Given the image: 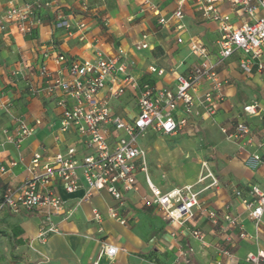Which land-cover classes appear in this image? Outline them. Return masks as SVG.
Returning <instances> with one entry per match:
<instances>
[{
  "label": "crops",
  "instance_id": "0c3cea01",
  "mask_svg": "<svg viewBox=\"0 0 264 264\" xmlns=\"http://www.w3.org/2000/svg\"><path fill=\"white\" fill-rule=\"evenodd\" d=\"M35 1L48 3L49 7L37 13L39 24L31 33L20 34L13 27L0 31V99L9 103L7 110L0 108V168H6V173L0 172V201L7 188H16L29 177L26 168L35 152L52 156L63 152L67 146L79 144L73 131L61 133L57 129L61 110L56 107V97L60 92L56 91L51 97L34 94L44 86L40 69L46 67L55 77L58 68L51 57H44L45 52L59 51L72 61L90 57L96 47L105 56L121 50L132 63L129 71L139 83L147 82L157 89L169 90L174 89L178 76L187 75L200 63L190 54L191 41L206 46L211 61L217 52V24L204 20L195 2H188L183 7L185 30L181 33L171 25H159L149 12H141L142 0H0V10L10 3L23 6ZM149 1L156 5L162 16H169L176 8L175 0ZM220 11L229 15L234 25L242 22L228 4L223 3ZM59 17L84 22V40H79V31L68 35L64 30L55 29ZM143 34L147 35L148 48L138 50L136 47ZM179 37L181 43L177 42ZM158 53L160 55L156 56ZM166 54L169 56L165 57ZM237 59L234 55L217 68L226 85L225 99L215 116L205 115L199 104L198 99L207 90V84H201L186 127L166 137L148 133L140 144L145 150L148 176L154 185L162 191L194 185L196 191H201L199 202L203 207L218 215L228 212L248 235L256 234V240L239 239L238 227L225 231L213 227L200 212L186 223L185 229L169 224L162 219L158 207L149 204L150 192L146 183H141L143 174L137 173L138 191L126 194L123 206H118L104 191L86 200L83 181L81 188L71 194L56 185L55 192L63 201V213L51 217L59 233L49 235L45 241L38 239L46 218L44 209L13 214L4 208L0 211V264H94L102 244L116 247L117 253L113 258H101L98 264H215L216 261H227V257L219 253L222 249L231 254V264H249L245 262L247 253L264 250V226L260 225L256 231L233 192L239 189L245 193L254 184L262 185L264 165L255 167L248 156L253 152L260 153L261 145H264V72L254 68L250 74H244L238 68ZM151 66L162 69L164 74L160 77L150 74L148 68ZM144 78L147 81H143ZM253 101L259 104L262 113L248 118L242 107ZM135 104L134 95L128 92L116 104L115 112L130 120L136 113ZM15 118L24 119L28 125L37 119L41 121L32 136L23 139L19 145L7 140V137L15 136ZM239 122L251 129V145L233 142L222 134V128L231 132ZM211 129L224 138L214 146L205 131ZM179 135L189 139L200 137L202 145L212 152L214 176L219 183L217 188L203 189L209 180L197 184L199 173L188 179L186 167L184 173L166 174L164 180L152 177L147 139L169 140ZM11 162L16 165L11 167ZM169 175H172L171 180ZM162 182L164 185L161 186ZM109 207L117 209L126 225L108 217ZM93 210L101 215L100 223L92 219ZM189 229H200L205 234V243L202 245L194 240ZM180 251L189 255V263L178 258Z\"/></svg>",
  "mask_w": 264,
  "mask_h": 264
},
{
  "label": "built area",
  "instance_id": "2783aa9c",
  "mask_svg": "<svg viewBox=\"0 0 264 264\" xmlns=\"http://www.w3.org/2000/svg\"><path fill=\"white\" fill-rule=\"evenodd\" d=\"M188 2L198 5L204 20L217 24V52L211 61L207 47L199 41H191L190 54L198 58L200 63L187 75L178 76L173 90L157 89L147 82L139 83L129 71L132 63L127 61L121 50L105 56L96 47L90 57L72 61L59 51L44 53V57H51L58 68L55 77L46 67L40 69L39 75L44 80V86L34 91V94L51 97L56 91L60 92L56 97V107L61 110L57 129L61 133L73 131L79 144L67 146L63 152L52 156L35 152L26 168L29 177L20 186L9 187L2 193L0 211L5 208L18 214L23 210L44 209L46 218L39 230L38 239L45 241L49 235L59 233L51 217L63 213V201L55 192L56 185L71 194L81 188L83 181L86 200L104 191L118 206H123L125 195L138 191L137 173H142L151 195L149 204L157 206L162 219L169 224L185 229L186 223L194 218L196 212H200L213 227L224 231L238 227L239 239H257L256 234L248 235L228 212L218 215L203 207L199 202L201 191H196L194 185L162 191L148 176L146 153L140 140L148 133L165 137L175 135L186 127L187 118L194 108L197 88L201 84H207V90L197 98L199 104L205 115L215 116L225 99L226 85V81L217 73L218 67L237 55L238 68L242 73L248 75L254 68L264 72V0H175L176 8L167 17L160 14L154 3L142 0L140 11L149 12L159 25H171L181 33L185 30L183 7ZM223 3L228 4L231 11L242 20L239 25H234L231 17L220 11ZM47 7L48 3L37 1L23 6L10 3L0 10V31L5 32L13 27L20 34L31 33L39 24L37 13ZM85 28L84 22H73L65 17H59L55 24V29L64 30L68 35L74 31L81 32L80 41L84 40L85 34L82 31ZM177 42L181 43L182 39L179 37ZM136 48H148L147 35H142ZM148 72L159 77L164 74L162 69L154 66L149 67ZM128 92L134 95L136 113L132 119L125 120L115 112V106ZM8 106V102L0 99L1 109L7 110ZM242 112L251 118L260 116L262 110L253 101L243 105ZM13 120L16 133L13 137H7V140L16 145L32 136L35 128L41 124L39 119L32 125H28L22 118ZM221 132L233 142L252 144L251 129L244 122L237 123L231 132L223 128ZM244 139L245 142H242ZM248 158L255 167L264 165V145H261L260 153L253 152ZM9 165L12 167L16 163L11 162ZM202 170L205 173H200L197 184L209 180L203 189L217 188L218 180L207 163H202ZM0 172L6 173V168L1 167ZM261 182L262 185L254 184L245 193L239 189L233 192L256 231L260 225L264 226V173ZM107 214L120 225H126L116 208L109 207ZM92 219L100 223L102 217L93 210ZM188 232L194 240L202 245L205 243V234L200 229H189ZM116 253V247L102 244L94 264H98L103 257L113 258ZM219 253L226 256L227 261H216L215 264L232 263V256L227 250L222 249ZM178 258L185 263L190 262L185 251H180ZM245 262L262 264L264 250L247 253Z\"/></svg>",
  "mask_w": 264,
  "mask_h": 264
},
{
  "label": "rangeland",
  "instance_id": "374dc122",
  "mask_svg": "<svg viewBox=\"0 0 264 264\" xmlns=\"http://www.w3.org/2000/svg\"><path fill=\"white\" fill-rule=\"evenodd\" d=\"M159 55L158 53L156 56ZM169 55L173 56V53ZM169 55L166 54L165 57ZM205 131H207V137L212 141L213 146L216 142L224 140L217 130ZM146 146L149 152L150 174L154 178L164 180L167 178L166 174L169 173L177 176L180 171L185 172V167L187 168L186 177L188 179L195 178L198 173H205V170H202V163L204 162L207 163L214 175V155L208 151L209 148L202 145L200 137L189 139L179 135L176 139L169 140L150 137L146 141ZM171 177L172 175H169L168 178L171 180ZM141 183L145 184L143 175L141 176ZM172 183H176V180H172ZM162 185H164V182H162Z\"/></svg>",
  "mask_w": 264,
  "mask_h": 264
},
{
  "label": "trees",
  "instance_id": "16d2710c",
  "mask_svg": "<svg viewBox=\"0 0 264 264\" xmlns=\"http://www.w3.org/2000/svg\"><path fill=\"white\" fill-rule=\"evenodd\" d=\"M143 81H147V80L144 78Z\"/></svg>",
  "mask_w": 264,
  "mask_h": 264
}]
</instances>
